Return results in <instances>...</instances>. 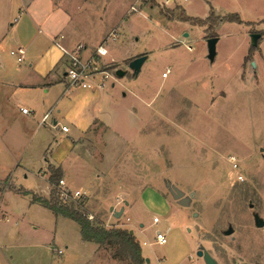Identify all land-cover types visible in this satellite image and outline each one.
<instances>
[{"label":"rangeland","instance_id":"374dc122","mask_svg":"<svg viewBox=\"0 0 264 264\" xmlns=\"http://www.w3.org/2000/svg\"><path fill=\"white\" fill-rule=\"evenodd\" d=\"M73 4L66 30L75 41L84 40L95 49L110 30L119 35L108 36L104 47L109 54L103 58L106 70L113 73L108 83H115L116 100L129 107L134 98L124 99L123 94L141 91L154 110L149 115L145 107L137 108L145 120L138 128L135 116L125 119L122 109L110 103L117 130L129 140V148H83L105 167L96 170L103 178L97 192L79 191L85 202L82 210L106 229L132 226L148 264H197L195 244L218 264H264V227H255L253 220L254 214L264 220V152H260L264 150V0H76ZM211 8L219 18L238 15L242 24L209 21L199 26L179 20L187 16L205 21ZM253 33L261 34L255 48L250 47ZM214 36L219 41L210 63L206 39ZM140 56L148 59L135 77L126 66ZM12 60L0 67V76L19 68ZM116 70L126 74L119 78ZM15 93V104L17 99L24 102L23 93ZM7 122L10 128L3 137L7 123L0 119V188L11 173L12 163L6 168L4 162L9 158V163L12 154L20 166L11 174L15 188L46 196L44 159L67 169L73 158L70 141L50 128L52 117L46 126L38 122L41 129L36 135H32L34 124L28 127L15 115ZM69 172L77 179L73 187H82L83 176ZM145 181L152 184L143 188ZM165 181L186 196L195 193L189 207L172 199ZM120 190L125 194L120 198L131 207L114 219L109 213L113 202L119 203L116 211L125 205L116 198ZM21 193L11 188L0 194V219L4 215L10 221L0 220V235L7 236L12 225L3 246L16 264H93L75 246L79 231L73 221L38 205L29 207L31 199ZM153 217L160 223L154 225ZM28 223L37 227L41 241L36 246L24 236L21 241L15 238L28 231ZM229 227L233 232L225 235ZM158 231L165 232V245L156 243ZM65 245L69 250L55 258L52 248ZM98 250L100 264H128L113 259L111 248Z\"/></svg>","mask_w":264,"mask_h":264},{"label":"crops","instance_id":"0c3cea01","mask_svg":"<svg viewBox=\"0 0 264 264\" xmlns=\"http://www.w3.org/2000/svg\"><path fill=\"white\" fill-rule=\"evenodd\" d=\"M74 1L76 0H0V67L4 69L6 62H11L12 58L19 64V68H16L15 71L11 72L7 69L5 75L0 76V119L7 123L2 135L3 137L8 135L10 127L7 121L11 120V116L13 115H15V119H21L28 127H32L34 124L35 128L34 131H32V135H36L41 129V127L38 126V122L41 121L44 114L51 112L48 118L50 119L52 117V125L50 128L55 130L62 139L67 138L70 141L71 154H73L72 160L68 162L69 165L67 169L63 168L61 164H50L44 159L48 171L46 175L48 188L46 196L44 197L41 196L37 190L23 191L21 189H16L11 180V174L20 167L17 164V158H14L11 154L10 162L8 163L9 158L5 160L4 163L6 168L12 163V165H10L11 173L7 176L5 181H3L5 187L0 188V194L6 193L7 191L9 192L11 188L18 192L20 191L22 192L21 194L28 197V200L31 199L29 207L37 205L42 207L37 203H32V195L49 199L52 189L48 180L50 176L49 168L60 169V178H63L65 187L69 192L84 191L88 195L97 192L103 178L101 174L96 173V170L101 167L104 168L105 165L93 159L91 155H87L85 153L86 151H83V148H115L114 145H117L118 148H122V150L123 148H129V140L125 139L126 137L123 136L121 130H117L118 124H116L111 114L113 113L110 107L111 102L115 103V107L120 108L119 110L122 109L121 111L124 112L125 116L123 117H125V119L129 116H135L139 121L136 127L138 124L141 125V121H145L141 118L139 111H137L138 107H145V109L148 110L147 112L150 113L149 115L154 113L152 105L150 104L151 102L148 103L144 101L141 91L137 93H124V99L128 97L134 98L133 101L135 102L129 107L122 106V103L116 100L117 92L115 83L114 81L108 83L109 79L103 89L69 88L64 84L63 76L68 62L67 53L75 51L79 45L84 48L81 52L83 57H88L94 51L93 47L91 49L88 48L84 40L75 41L66 30L74 15L72 11ZM110 35L115 38L119 36L114 32V29L109 31L108 36ZM108 36L105 37L103 42L99 45H105ZM18 48H22L24 51L22 59L19 62L15 56ZM108 54L109 51L107 50V55ZM113 78L111 79L113 80ZM16 91H18V93H23L24 102L17 99L19 103L17 102L15 104ZM105 97L108 99L106 100ZM105 103H107L109 107L105 105ZM18 106L29 108L30 114L26 115L20 113L17 109ZM61 109L65 111L61 113ZM63 126L67 127L66 132L61 130ZM138 131L139 130L136 132ZM101 134L103 138L99 137L96 140ZM56 143L58 144L57 141ZM13 164L16 166L12 167ZM9 168L7 170H9ZM20 169L22 172H28L24 167ZM69 170L73 171L77 177L83 176L82 184L84 185L82 187H73L74 184L76 185L77 179L69 174ZM43 174L45 176L44 172ZM1 182L2 181H0V184H2ZM165 182L163 183L166 189ZM151 184L152 182L145 181L143 188ZM167 193L164 192V195H167ZM117 194L116 198L125 196L122 190L118 191ZM119 200L120 202H127L122 198ZM113 204L118 205L119 203L118 201H114ZM115 205L113 207L114 210L117 209ZM130 207L131 204L127 202V205L120 206L118 209H123L124 214L126 209L128 208L129 210ZM123 214L121 216H123ZM57 218L62 220L65 219L60 216ZM0 220L5 224L10 222L9 218L4 215H2V219ZM28 226V231H25L24 234L23 232H19L17 237L15 235V238L21 241L24 236L26 240H28L29 245L32 243V246H36L39 244L38 242L41 241V239L37 237V227L34 226V223H28ZM12 229V225L8 226V229H6L7 236L0 235V264H16L11 257L10 250L3 246L4 240H9L11 237ZM128 229L132 230L133 235L137 237L132 226H129ZM75 239V246H80L87 253L89 257L88 262L100 264L97 255L99 251L98 247L95 244L83 241L79 232L76 234ZM142 245L146 246L150 245V243L143 242ZM58 250L61 251V254H57ZM68 250L69 246L65 245L64 249L52 248L51 252L55 258H60L64 256ZM189 259H192L191 256H189ZM32 260L36 261L34 259ZM199 261L203 260L197 257L196 263L198 264ZM23 264H27V262Z\"/></svg>","mask_w":264,"mask_h":264},{"label":"trees","instance_id":"16d2710c","mask_svg":"<svg viewBox=\"0 0 264 264\" xmlns=\"http://www.w3.org/2000/svg\"><path fill=\"white\" fill-rule=\"evenodd\" d=\"M179 20L184 22L191 21L194 25L199 26H203L209 21L211 25L217 21L242 24L238 15L232 14L219 18V16L214 15L212 8L205 21L191 19L187 16H183ZM49 172L48 180L52 187L49 199L32 195V203L41 205L51 211L56 217L60 216L76 223L83 241L95 244L98 248L107 247L113 249V259L128 262V264H146L145 258L142 256L141 247L135 236L129 233V230L106 229L102 223L96 222L94 218L90 220L86 215L87 213L82 210L85 204L84 200L69 199L67 202H62L58 197L57 189L58 182L61 179V171L58 168H49ZM68 193L70 196V192Z\"/></svg>","mask_w":264,"mask_h":264},{"label":"built area","instance_id":"2783aa9c","mask_svg":"<svg viewBox=\"0 0 264 264\" xmlns=\"http://www.w3.org/2000/svg\"><path fill=\"white\" fill-rule=\"evenodd\" d=\"M83 47L79 45L75 51L67 53L68 62L65 68L63 80L64 84L69 88H88V89H103L107 80L113 78L112 74L106 70V63L103 58L107 55V49L104 45H99L88 57H83L81 52ZM23 49L18 48L15 56L17 61H21L23 55ZM166 76V75H164ZM19 111L22 114H30V111L24 106L19 107ZM51 112H47L41 119L40 125L45 126L47 119ZM63 132L67 131V127H61ZM58 197L62 202H67L69 199L72 200H84V196L79 192H70L65 188V183L62 179L58 182ZM90 220L93 217L90 214H86ZM154 225L159 224V219L154 217L152 219ZM156 243L159 245H165L167 243L165 232L158 231L155 234ZM57 254H61L58 250Z\"/></svg>","mask_w":264,"mask_h":264},{"label":"water","instance_id":"95a60500","mask_svg":"<svg viewBox=\"0 0 264 264\" xmlns=\"http://www.w3.org/2000/svg\"><path fill=\"white\" fill-rule=\"evenodd\" d=\"M261 38V34L259 33H253L250 35V47L255 48L258 45V40ZM218 42V37H210L206 39V48H207V55L206 58L210 63H213L216 56V44ZM147 60L146 56H140L133 60H131L128 64V70L132 72V74L137 77L141 71V67L143 66L144 62ZM115 75L119 78L123 77L125 75V71L123 70H117ZM260 152H264L263 149L260 150ZM264 159V156H263ZM165 186L167 189V192L172 197V199L182 207H189L191 204V199L194 196V192L189 194L188 196L185 195V193L178 188H176L174 185H172L169 181L165 182ZM124 204L127 205V202ZM109 212L113 215L114 218L119 219L121 215L123 214V209H120L119 211L114 210L113 207L109 208ZM254 225L257 228H263L264 227V220L261 219L257 214H254L253 216ZM233 232L232 228L229 227L224 234L230 235ZM129 233L133 235V231L129 230ZM196 256L198 258H201L204 262V264H218V262L209 254V252L203 247L199 246L196 251ZM145 263L148 264L149 260L145 258Z\"/></svg>","mask_w":264,"mask_h":264},{"label":"flooded vegetation","instance_id":"af4514ba","mask_svg":"<svg viewBox=\"0 0 264 264\" xmlns=\"http://www.w3.org/2000/svg\"><path fill=\"white\" fill-rule=\"evenodd\" d=\"M135 59V58H134ZM133 60V59H132ZM127 68H128V64H127V66H126ZM117 71V70H116ZM116 71H115V73H116Z\"/></svg>","mask_w":264,"mask_h":264}]
</instances>
